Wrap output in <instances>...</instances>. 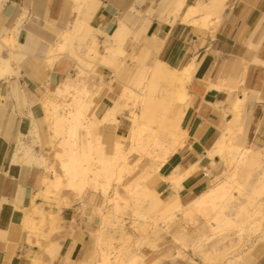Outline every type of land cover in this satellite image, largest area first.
Here are the masks:
<instances>
[{
	"label": "crops",
	"instance_id": "obj_1",
	"mask_svg": "<svg viewBox=\"0 0 264 264\" xmlns=\"http://www.w3.org/2000/svg\"><path fill=\"white\" fill-rule=\"evenodd\" d=\"M100 1L91 17L82 23L73 50L85 55L93 36L105 41L106 36L100 32L112 33L119 18L136 4L142 17L127 19L133 31L129 45L135 48L136 55H149L152 65L161 60L179 70L192 66L187 84L188 106L181 121L184 144L161 168V177L168 178L175 171L183 174L198 165L182 182L183 198L191 199L205 189L207 172L213 164L222 162L219 153L211 157L210 152L218 149L222 135L234 126L238 111L236 126L242 129L238 143L264 149V0H225L224 15L219 21L214 18L211 28L196 26L181 17L171 21L170 9H165L164 0ZM209 1L187 2L197 5ZM74 6L73 0L0 2V35L13 29L23 17L18 40L26 46L31 41L36 43L33 49H24L18 64L19 77H12L10 83L0 81V91L8 98V105L0 108V264H33L40 251L35 243L28 242L24 215L33 202L44 203L37 194L43 188L46 172L38 165L13 161L12 154L17 138L28 133L33 118L42 116L39 104L47 88H56L68 76L76 74L75 51L60 53L53 65L47 62L45 52L48 44L56 47L62 42L60 33L70 28ZM100 69L109 84L111 69L105 66ZM17 87L25 89L26 101L17 98ZM122 87V83L116 82L106 90L101 100L102 115ZM27 103L31 106H26ZM102 131L104 138L114 139L116 128L107 125ZM150 163L149 158H143L138 168L142 170ZM157 185L166 195L174 194L169 181L160 180ZM101 199L98 195L96 205ZM79 208V203L74 204L64 207L60 213L62 225L75 227L74 234L64 243L65 256L70 258H77L89 247L91 236L98 228L97 220L90 217L92 211L84 217ZM56 211L55 206L53 212ZM158 264L188 263L164 259ZM255 264H264V254Z\"/></svg>",
	"mask_w": 264,
	"mask_h": 264
},
{
	"label": "bare ground",
	"instance_id": "obj_2",
	"mask_svg": "<svg viewBox=\"0 0 264 264\" xmlns=\"http://www.w3.org/2000/svg\"><path fill=\"white\" fill-rule=\"evenodd\" d=\"M188 0H164L165 9H170L171 21L180 17L188 22L204 28H211L214 25L213 19L219 21L224 15L226 4L225 0H210L205 4L188 5ZM1 2V0H0ZM75 6L72 10V23L70 28L60 33L62 42L56 47L51 44L46 48V60L53 63L59 54L71 53L75 47V42L83 26L82 23L91 17L92 13L98 8L100 0H73ZM137 13V15H135ZM142 17V12L133 4L129 13L120 17L112 33L101 34L106 36L105 41L93 36L89 44L90 52L84 56L77 51L73 53L79 72L85 71V66L90 65L91 79L100 77L101 84H93L98 94L90 95L88 86L84 84L78 90V94L73 101L62 100L49 102L44 105L46 118L49 126L61 130L63 151L58 156L61 161V173L58 174L54 167L48 163L44 154L45 145L42 141L40 128L35 118L32 119L30 129L26 135L17 138L13 149V161L27 165H38L45 171H50L53 175H43L42 189L37 194L38 197L49 199L50 194L57 195V211L49 212L42 204L33 202L28 213L24 215V227L33 230L39 226L50 225L57 228L60 220V213L64 207H70L73 199L62 196L66 189L79 190L81 193L85 185L93 188L89 195L91 202L95 203L98 194L104 196L103 205L97 206L100 214V226L95 231L94 246L95 251L100 254L103 264H109L111 252L106 247L111 235L116 229L125 230V222L120 217L110 220L114 215L113 211L119 207L120 200L124 197H137L142 201L140 206L145 210L161 212L162 218L174 221V237L179 245L176 249H169L165 253L167 257L182 258L186 252L182 250L181 238H189V230L180 222L181 218L196 220L199 219L198 231L204 232L206 229H214L217 216L210 217L211 206L216 205V200H221V207H231L233 197L230 190L232 183L243 175L255 174L256 179L262 178L264 172V152L251 145L238 143V133L242 129L238 126L240 112L238 111L234 126L230 127L222 135L218 142V149L210 152L213 157L219 153L225 160L226 168L222 171L224 178L215 182L208 189H201L191 199L183 198L178 190L183 188V180L198 167L193 165L187 172L181 174L175 171L168 177L169 183L177 192L166 198L161 197L157 192L152 191L158 179L161 177V168L165 165L184 144L185 132L181 128V121L184 110L188 106L189 95L187 84L191 80V65L182 70L170 67L167 63L157 60L148 69H142L137 77L132 78L130 67L125 64V59L120 56L123 54L122 47L130 42L133 31L127 25V19ZM149 19L147 18V21ZM23 17L19 19L13 29L6 30L4 35H0V81H11L13 76H19V68L13 66L19 64L24 56V49L35 48V41H31L26 46L18 40V33L22 27ZM90 29V28H89ZM103 48V49H101ZM33 62V59H31ZM193 64V63H192ZM105 66L113 72V79L122 83L123 87L117 98L102 116L97 113L101 110V101L97 99L99 95L106 92L105 77L101 73L100 67ZM75 78H68L58 85L57 92L63 94L70 89H77L73 84ZM138 82V83H137ZM162 82L166 83V93H162ZM16 96L20 100L26 101V91L20 87L15 89ZM241 100H239V104ZM236 106L239 110L240 105ZM8 105V98L0 91V108ZM129 110V133L122 136L125 126L121 124L120 115ZM32 115V114H31ZM107 125L118 126L120 135L106 144L102 136L98 133ZM67 128L70 131H78V134L71 133L66 135ZM53 137V136H52ZM110 145L112 152L106 151ZM151 160L150 165L138 168L139 162L143 158ZM131 160V162H130ZM133 160V161H132ZM137 171V173H136ZM209 170L206 175L208 181L213 182ZM136 173V174H135ZM135 175L129 182L123 181L128 175ZM119 184L115 185L113 182ZM256 182V181H255ZM121 184V185H120ZM120 186L125 189V193L120 192ZM203 190V191H202ZM150 197V203L144 206L143 200ZM185 201V202H183ZM232 203L230 205L229 203ZM236 205V206H235ZM238 207V204H234ZM18 208V207H17ZM240 212L237 211V214ZM181 216L180 218H178ZM197 217V218H196ZM177 218L179 219L177 221ZM264 219V218H263ZM176 220V221H175ZM224 220L231 222L233 219L230 214H226ZM158 224V223H156ZM111 225V226H110ZM111 228V230H109ZM156 228V227H155ZM224 249H220L223 254L229 255L230 249L236 244V239L227 235ZM261 238L264 240V229ZM240 237L238 242L240 243ZM218 244H213L215 252ZM242 249L236 253V260L242 258V264H255L264 254V246L261 248L255 242L251 247ZM233 251V250H232ZM235 251V250H234ZM234 256H228L227 264H231ZM140 255L135 254L131 258V264L139 260ZM163 259V258H161ZM160 259V260H161ZM145 261L139 264H155Z\"/></svg>",
	"mask_w": 264,
	"mask_h": 264
},
{
	"label": "rangeland",
	"instance_id": "obj_3",
	"mask_svg": "<svg viewBox=\"0 0 264 264\" xmlns=\"http://www.w3.org/2000/svg\"><path fill=\"white\" fill-rule=\"evenodd\" d=\"M122 49L123 54L120 56L125 59V64H128L130 67V75L132 74V78H135V76L137 77V74L141 72L142 69H148L150 66H152L150 56L147 54L136 55L135 48L133 46L131 47L129 43L123 46ZM89 52L90 49H88L84 56H87ZM54 63L55 61L51 63V65ZM13 66L15 68H19L17 63H14ZM90 68V65H86L85 71L79 72L77 69L76 74L73 75V78H75L73 84L77 85L75 86L77 89L72 88L70 91L60 94L57 92V87H48L46 95L42 98L39 104L43 114L39 119H36V121L40 128L42 141L45 145L44 154L48 160V163L54 167V170H56L58 174L61 173V161L58 156L63 151L61 146L62 131L54 128L53 125L49 126V122L45 117L46 114L43 107L49 102L57 101L60 103L62 100L73 101L75 96L78 94V90L82 88L84 84L88 86L89 94H95L96 96V94L99 92L93 84H101L102 79L100 77L91 79ZM101 73L103 74L102 71ZM111 73L112 74L109 79L110 83H105L106 87H112V85L116 83V81L113 79V72L111 71ZM10 82L11 81H7V83ZM61 84L62 83H60V85ZM161 85L162 93H166V83L162 82ZM107 89L109 88H106V90ZM104 94L105 92L101 93L97 99L101 101ZM26 106H31V104L27 103ZM97 115L99 117L102 116V110H100ZM128 115L129 110H125L120 115V120L123 119L121 124L123 123L125 126V132H123L122 136H128L129 133L130 122ZM111 126L116 128V134L114 135V138H116L120 135L119 125ZM71 133L78 134V131L73 132L67 128L66 135L69 136ZM98 133L102 136V139L106 144L110 143L111 140L109 141L106 139V137L104 138L103 131ZM111 147L110 145H107L106 151L108 153L112 152ZM262 150L264 152V149ZM225 162L226 160L222 157L221 163L212 165L210 173L214 181H208L205 189L212 187L215 182L224 178V175H222L221 172L226 168ZM262 164L264 165V162ZM45 172V175H53L50 171ZM254 173L256 174V172ZM255 174L240 176L235 182L232 183L230 190L232 195H236L238 199L233 197L231 201L234 204H238V207H235L236 205L234 206L233 204L231 207L225 206L222 208L221 203H223V201L221 200H216V205L214 207H210V210H212L210 217H218V220L215 221L216 224L214 229H206L204 232L198 231L197 225L198 222H200V216H198L199 219H196L195 221L181 218L180 222L189 230L190 236L189 238L184 239L178 236L180 242H182V250L186 252V255L182 258L167 257L165 254L167 250L171 248L174 250L179 246L176 243L175 237L173 235L175 231L174 221H169L162 218L161 212L145 210L140 206L142 201H139L137 197H124L120 200L119 207L113 211L114 215L110 216L109 218L110 220H114L117 216L123 219L126 223L124 227L125 230L120 232L121 230L116 229V232L111 235L112 237L106 245V247L111 252L109 264H131V258L135 254L140 255L141 258L134 261L132 264H139L142 261L153 263L157 260H160L161 258H163L161 260L171 259L174 261L186 262L188 264H227L228 256H234L232 259H235V256H238L235 255L236 253L240 252L242 249L246 250L245 248L251 247L255 242L262 248L264 246V240L261 238L264 229V172L262 173L263 175L260 179H256L257 175L255 176ZM134 177L135 175L133 174L128 175L123 181V184L129 182ZM160 180L169 181L166 177H160L158 181ZM113 183L119 186V184H117L115 181ZM151 189L152 191L157 192L163 198L170 196L162 192L158 188L157 183L152 186ZM92 190L93 188L87 184L84 186V190L81 193L77 189H66L62 193V196L73 199L72 205L79 203L80 213L84 217H86V215H88V211L91 210L92 214L90 217L97 220V227H99L101 225V219L99 218V215L101 214L97 209V206L103 205L105 198L103 195L98 194L102 196L100 204L96 205V203L91 202L89 195ZM172 191L174 193L177 192L175 189H172ZM182 191H184L183 188L178 190V193L181 197ZM120 192L122 194L125 193V189L122 186H120ZM57 199L58 197L55 194H50L49 199L42 197L44 202L42 206L49 212H53L54 207L57 206ZM150 200V197L145 199V201L143 200L144 206L148 205ZM229 204L232 205L231 202ZM239 210L240 212L237 214V211ZM226 214L231 215L233 219L231 222L224 220ZM180 217L181 216L178 218ZM178 218L177 221L179 220ZM74 229L75 227L73 224H71L69 228H66L64 225H62L60 220L57 222V228H52V226L48 224L45 226H39L33 230L28 229V242L31 245L35 243L40 250L39 253L34 257L33 264H103L100 254L95 251L96 247L94 246V234L91 236V243L89 247H87V249L81 255H79L77 258L65 256L64 243L70 236L74 234ZM109 230H111V228ZM227 235H231L237 240L233 249H230L231 253L229 255L223 254L220 250H223L225 247L227 241L225 237ZM240 237L242 240L239 243L238 240ZM213 244H218L216 248L218 249L217 252H215L214 248L212 247ZM231 264H242V258L239 260L235 259Z\"/></svg>",
	"mask_w": 264,
	"mask_h": 264
}]
</instances>
